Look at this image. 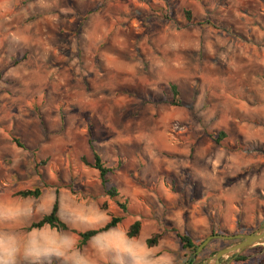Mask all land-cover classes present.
<instances>
[{"label":"rangeland","instance_id":"374dc122","mask_svg":"<svg viewBox=\"0 0 264 264\" xmlns=\"http://www.w3.org/2000/svg\"><path fill=\"white\" fill-rule=\"evenodd\" d=\"M0 75V185L43 187L34 205H14L12 226L0 208V264H82L77 235L26 230L50 211L54 186L59 218L70 229L96 228L118 211L97 171L80 161H92L90 125L107 166L120 163L107 175L109 186L124 193L120 175L132 172L133 182L182 191L167 198L150 191L148 209L126 215L120 230L140 216L149 230L177 222L200 241L211 231L263 223L264 0H0ZM169 84L182 107L166 103ZM238 89L247 96H236ZM198 123L203 130H195ZM205 130L226 136L218 145ZM189 136L200 138L190 151ZM49 137L60 140L40 147ZM104 201L107 210L99 207ZM77 203L95 213L70 225ZM190 255L182 251L174 263ZM233 259L228 264H248Z\"/></svg>","mask_w":264,"mask_h":264},{"label":"crops","instance_id":"0c3cea01","mask_svg":"<svg viewBox=\"0 0 264 264\" xmlns=\"http://www.w3.org/2000/svg\"><path fill=\"white\" fill-rule=\"evenodd\" d=\"M226 95H228V94H226ZM235 95L239 96V97H245V96H247V93L245 92L244 89H238L236 91ZM155 110H156V108H155ZM200 125H199V123L195 124L194 126H196L195 128H197L195 130H203V127L205 124L201 125V126ZM194 126L192 128H194ZM62 134H64L66 137L69 135L68 131H66L65 133H62ZM202 134L205 136L204 133H202ZM60 135H57L56 137H58ZM115 136L116 135L114 134L112 137L114 138ZM139 136L132 137V139L128 138V140H126V141L132 142L134 140V138H139ZM148 137L153 138L154 135L149 134ZM53 138L54 137L47 138L44 145L41 144L40 147L50 149L54 144H56V142H58L60 140V138H56V140H54ZM199 139H200L199 137L193 138L192 136H189L188 139H186V141H187L186 144L189 147V151H190L191 147L197 146L199 144L198 143ZM149 142H152V141H149ZM65 143H66V149H68V146L70 144V140H67ZM114 144L119 145V143L116 141H114ZM105 145H99V147L104 148V147H106ZM107 146H108V144H107ZM192 149L195 150V147ZM36 152H37V150H36ZM182 152H186V151H182ZM98 153L101 156L102 161L107 166L108 164H107L106 160L103 159L104 156L102 155V153H100L99 150H98ZM106 153H108V152H106ZM84 156H86V155H84ZM47 157H49V156H46L43 158H47ZM109 160L111 161V156H110ZM120 162H121V160H120ZM160 173L161 172H159V171L156 172L159 179L162 178V177H160L161 176ZM120 178L121 179H119V183L123 187L124 193L119 192V191L118 192L120 193V195L128 197L130 199V202L132 204H136L138 209H140V210L148 209V204H149L148 195L150 194V191L152 194H157V195L163 193L166 195L165 198H167V196L169 194H177L180 192L182 193V191H180L179 189L170 190V189L166 188L165 185H163V184L160 186V183H158V185H157L155 183H147L146 182V184L143 185L142 182L134 181L136 183L135 184L133 182L132 172L130 173L129 177L127 175H120ZM139 179H141L140 176H139ZM2 184L3 185H0V193H2L1 194L2 196H0V208L3 210L2 217L5 219V223H8L10 226H12L14 219L18 217V214H16L14 211V208H13L14 205H17V204L21 205L22 204L27 208L29 206L34 205L35 201H32L34 198L13 197L12 193L14 191L21 190V189L19 188L17 190L10 191V188H8V186L6 184H4V183H2ZM34 200H37V199H34ZM114 205H115V203H114ZM74 210H75L76 217H73L72 219H70V221H69L70 225H78L80 223L89 222L92 220V215L95 213V212L94 213L86 212L85 206L83 203H81V204L77 203ZM112 213L113 214H121L119 209L117 212H116V210L113 209ZM125 218L126 217H124V219ZM124 219L116 227L96 234L84 246H82L83 247L82 253L84 254V261L82 262V264H108V263H111V264H173L174 261L176 260L175 257L178 256L182 252L174 233L170 232L169 230H164V228H163L164 226L161 227L160 225H157V224L154 226V229L149 230V228L145 227V224H143V222H142L141 229L139 231L138 236L136 238H128L126 236V231L129 227V225L132 222H134L135 220L141 219V218H140V216H136L135 218H131L130 222L127 224V226L122 227V229L120 230L119 225L124 221ZM101 220L106 222L108 220V215H107V219H104V217H102ZM103 224H101L100 226H102ZM172 224H174L178 228L177 222H172ZM205 225H206V223H205ZM100 226H98V227H100ZM145 230L149 233V236L154 232L163 231V236L157 245H155L153 247L147 246L146 240L149 238V236L148 237L147 236L142 237V233ZM178 230H179V228H178ZM144 240H145V244L147 247H145V245L143 244ZM149 248H152V250L149 251ZM104 257H108V259H111L110 260L111 262L105 263L103 261ZM79 264H81V263H79Z\"/></svg>","mask_w":264,"mask_h":264},{"label":"trees","instance_id":"16d2710c","mask_svg":"<svg viewBox=\"0 0 264 264\" xmlns=\"http://www.w3.org/2000/svg\"><path fill=\"white\" fill-rule=\"evenodd\" d=\"M186 18H190V14L188 11L185 12ZM207 24H211L206 22ZM1 78V75H0ZM169 91L171 93V96H167L166 103L173 107H182L183 103L180 98L179 91L177 89V86L175 84H169ZM91 125L87 129V135H88V144L90 147V150L92 152V161L89 162L86 160L84 156L80 157V161L87 167H90L97 171L98 173V179L103 189V195H105L108 199L113 201L117 208L120 210L121 214H108V220L100 227L96 228H89L84 231H78L76 229H70L65 222H63L58 215L59 210V203L57 198L58 193V187H55V199L53 201V204L51 206V209L48 213L42 215L37 221L31 222L27 227L26 230H32V229H41L43 227H49L51 229L61 230V231H70L73 234L78 236V243L77 247L81 248L84 246L93 236H95L98 233L107 231L111 228L116 227L126 215L131 214H137L138 212L136 210L138 209L136 204H132L130 202V199L128 197H125L123 195H120L118 190L114 186L108 185V178L107 175L113 173L117 168L120 167V163H118L116 166H106L105 163L102 161L101 156L99 155L98 151L93 145V139H92V132H91ZM208 137H210L216 144H221V141L225 138V133L222 131H219L218 133H214L211 131H205ZM11 140L13 143L16 144L17 147L22 149H27L26 145L23 144L18 138L11 137ZM46 161H41V164H45ZM36 164V168H37ZM38 176L43 178V175L39 172H37ZM50 183L43 181V186L47 187ZM59 186L64 187L65 184L61 183ZM42 186H34L29 188H24L21 190L14 191L12 193L13 197H19V198H34L38 199L42 195ZM175 190V189H174ZM100 209L107 210V203L106 201L99 204ZM142 220L137 219L134 222H132L127 231L126 236L128 238H136L139 234V231L141 229ZM164 230H169L170 232L174 233L180 249L185 252V257L188 256V254H192L197 246L204 240L201 239L200 241H195L189 234L185 232H180L178 228L172 224L170 221H166ZM253 230H236L233 234H246ZM210 234H221L217 233L215 231H211ZM163 236V231H158L152 233L149 238L146 240V244L148 247H153L158 244V242L161 240ZM219 242V245L214 247L212 250L208 252V255H212L214 252H216L218 249L230 244L233 242V240H220V239H213L211 240L201 251V253H204L208 248L212 245L213 242ZM253 253V255L251 254ZM200 253V254H201ZM250 253L251 255H248ZM199 256V255H198ZM234 262H243L248 264H262L264 262V247L262 246H256L248 250H244L239 255L235 256L233 259ZM185 262V261H184ZM183 263V262H182ZM182 263H173V264H182ZM111 264V263H108Z\"/></svg>","mask_w":264,"mask_h":264},{"label":"water","instance_id":"95a60500","mask_svg":"<svg viewBox=\"0 0 264 264\" xmlns=\"http://www.w3.org/2000/svg\"><path fill=\"white\" fill-rule=\"evenodd\" d=\"M213 239L233 240V242L218 249L202 261L195 262L196 256ZM258 245H264V221L258 228L246 234H211L207 236L190 255L189 260L182 264H221L222 260L227 258L226 264H228L231 259L244 250Z\"/></svg>","mask_w":264,"mask_h":264}]
</instances>
